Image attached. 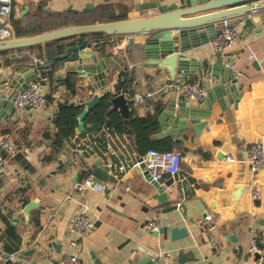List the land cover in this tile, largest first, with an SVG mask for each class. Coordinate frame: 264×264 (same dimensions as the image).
I'll return each mask as SVG.
<instances>
[{
  "label": "crops",
  "instance_id": "1",
  "mask_svg": "<svg viewBox=\"0 0 264 264\" xmlns=\"http://www.w3.org/2000/svg\"><path fill=\"white\" fill-rule=\"evenodd\" d=\"M12 1L18 12L12 19L18 23L20 31L25 32L39 26L48 14L66 13L80 21L75 25H87L125 20L159 1L169 4L174 0ZM86 4L92 7L82 12ZM100 6H106L108 11H99ZM257 14H264V9ZM234 29L237 36L220 53L227 56L225 60L235 74L241 98L223 108L214 99L206 126L199 135L190 129L181 135L158 136L161 127L157 116L173 87L167 86L171 82L167 70L149 68L144 61L143 37H135L131 45H127L123 37L88 38L103 42L98 55L106 57L109 63L106 87L113 94H124L131 99L130 117L154 116L159 128L153 137L169 138L174 151L179 153L180 166L187 180L183 183L173 181V187L167 188L164 186L167 177L161 185L168 194L176 191L178 196L171 194L169 200H174L178 206L185 204V211L178 207L174 213H157L163 207L157 206L153 198L156 194L153 185L139 169L132 167L141 156L128 136L112 137L105 131L110 144L101 156L79 147L90 145L93 149L99 135L95 131L84 138L75 137L65 142L57 152L53 150L52 119L58 103L67 101L69 105L79 106L93 94L101 93L92 92L89 83L75 75L76 92L70 95L62 85L64 77L57 79L58 67H53L45 88L46 95L50 96L46 106L35 112L14 109L11 117L0 121V137L11 136L18 147L15 155H19L17 159L15 155L6 158L0 175V264L4 255L27 249H35L29 257L34 264H54L67 250L69 221L81 210H86L94 225L98 223L91 232L78 239L79 257L84 264H96L91 254L98 264H130V249L135 244L145 247L163 244V250L156 254L169 255L171 264L178 263L179 253L194 258L184 264H255L253 254L248 251L249 240L253 237L257 238L259 255L264 262V167L252 178L244 158L248 146L256 143L264 146V66L260 70L252 67L254 61L264 59V28L247 36L241 25ZM46 44L0 53V67L13 62L25 64L32 57L48 61ZM184 56L195 62H213L215 59L208 44L193 48ZM124 76L132 81L127 93L122 92ZM185 82L198 81L191 77ZM3 113L7 114L8 110L3 109ZM44 133L51 139L43 138ZM84 152L90 153L88 157ZM222 154L230 156L233 162H226ZM98 160L109 179L94 173L100 184L83 192L75 191V184L87 170H93V164ZM108 163L114 167L109 168ZM120 165L124 172L117 170ZM238 185L245 186V190L233 202V188ZM251 186L258 190L256 199L250 197ZM29 202L36 206L25 215L22 211ZM183 215H186L185 220L181 219ZM172 216L179 220V228H186L187 237L174 243L164 237L157 241L144 229L149 221H156L160 226L161 220ZM190 220L194 221L191 223ZM231 235L235 241L228 239ZM159 264L166 263L162 260Z\"/></svg>",
  "mask_w": 264,
  "mask_h": 264
},
{
  "label": "water",
  "instance_id": "2",
  "mask_svg": "<svg viewBox=\"0 0 264 264\" xmlns=\"http://www.w3.org/2000/svg\"><path fill=\"white\" fill-rule=\"evenodd\" d=\"M160 2L138 10L125 20L68 26L22 38L17 37L12 29L11 39L0 42V52L30 48L71 38L72 40L63 53L56 57L57 79L60 80L67 73L75 74L89 83L92 92L101 91L79 105L82 111L77 117V132L81 133L85 131L86 117L102 99L110 97L111 110L119 113L125 125L129 122L132 106L129 97L124 94H113L106 87V74L110 72L109 63L106 57L98 55L103 42L89 40V36L102 34L109 38L123 37L127 45H131L135 37H143L142 57L148 63L149 68L167 70L169 81H171L167 83V86H171L176 79L184 82L187 78L193 77L207 91V98L204 101H178L177 90L173 87L167 99L163 101L157 116L161 127L158 136L181 135L190 129L195 135H199L206 126L212 101L216 99L221 108L227 104H235L241 98L240 87L237 85L235 74L227 65V60H225L227 56L217 52L213 62L208 60L195 62L184 54L193 48L208 44L225 23L233 28L241 25V30L246 36L259 33L262 27L264 28V14L260 15L257 12L264 9V6L259 5L258 0H174L169 4H160ZM91 7V4H86L82 12H87ZM73 12L77 13L75 10ZM260 22L263 23L262 26H259ZM262 66H264V59L252 63V67L256 70H260ZM35 80L37 76L28 62L25 64L13 62L6 67H0V121L13 115L14 108L10 103L12 93L15 90H24L30 82ZM3 109L8 110V113H3ZM222 155L223 158L226 157ZM18 156L17 154L14 158L17 159ZM138 160H140L139 157ZM101 166V161L94 162L93 173L109 179L108 172ZM143 174L155 189L156 194L153 198L157 206L163 207L157 211L158 214L174 213L178 207L186 210L185 204L178 206L174 200H169L171 194L178 196L176 191L168 194L161 183L152 181L146 172ZM95 183L100 184L101 181L95 178ZM164 186L172 188L173 179L169 178ZM244 190L245 186H235L232 201H237ZM35 206V203L29 202L24 207L23 214L28 215ZM198 207L202 210L199 204ZM181 219L185 220L186 215H183ZM193 221L190 220L191 223ZM178 222L175 216L165 218L161 220L156 232L148 231L147 234L157 241L164 237L165 240L168 239L170 243H174L188 236L185 227L177 226ZM228 237L231 241H235L234 236ZM25 245L28 247L29 243ZM163 248V244H149L147 247L135 244L130 249L129 263L159 264L162 258L156 254V251H161ZM34 252L35 249H27L12 255L6 254L1 264H34L29 258ZM248 256L249 254L245 256V261ZM91 258L98 264L93 254ZM252 258L256 262L260 255L254 253ZM193 260V256L190 255L179 253L177 256L180 264Z\"/></svg>",
  "mask_w": 264,
  "mask_h": 264
},
{
  "label": "built area",
  "instance_id": "3",
  "mask_svg": "<svg viewBox=\"0 0 264 264\" xmlns=\"http://www.w3.org/2000/svg\"><path fill=\"white\" fill-rule=\"evenodd\" d=\"M258 4L264 6V0H258ZM17 13L12 0H0V42L11 39V19ZM236 36V30L225 23L208 42V46L214 53L222 52ZM28 63L37 76V80L30 82L22 91L15 90L10 96V103L15 110L35 112L47 104L45 88L51 79L52 65L50 62L38 57H32ZM171 86L176 88L177 97L181 101H203L207 94L206 89L199 82H181L179 79H176ZM106 136L109 137L108 134ZM91 150L90 145L84 149V151ZM17 151L18 147L11 139V136L4 135L0 137V175L4 171L6 158L14 156ZM80 152H83V150ZM244 158L251 177H256L258 172L264 167V146L260 143L248 146L244 150ZM180 161V155L175 151L160 152L149 149L140 157V160L133 162L132 167L139 169L142 173L146 172L151 180L157 183H162L167 177L172 178L174 182L183 183L187 180V177L180 166ZM225 161L233 162V159L230 156H226ZM107 166L109 168L114 167L111 163H108ZM117 170L120 173L124 172V167L120 165ZM94 187H96L95 174L93 171L87 170L81 180L75 184L74 189L77 192H83ZM126 189L128 190V188ZM250 197L253 199L258 197V190L252 186ZM206 219L209 220L210 217L207 216ZM93 228L94 222L86 210L75 213L68 225L70 237L67 241V250L54 264H84L79 257L78 239L91 232ZM158 228L159 225L156 221H149L144 225V229L149 232H156ZM248 251L251 254H259L257 238L253 237L249 240ZM161 258L166 264H171L169 255H163ZM255 264H264V262L260 257Z\"/></svg>",
  "mask_w": 264,
  "mask_h": 264
},
{
  "label": "trees",
  "instance_id": "4",
  "mask_svg": "<svg viewBox=\"0 0 264 264\" xmlns=\"http://www.w3.org/2000/svg\"><path fill=\"white\" fill-rule=\"evenodd\" d=\"M99 11H108V8L106 6H100ZM12 20L15 33L19 37L80 23L79 20L69 17L66 13L48 14L46 19L38 23L39 26L24 32L20 31L18 23L14 21V19ZM93 36L103 35L97 34ZM71 40V38H68L46 44L45 54L48 62L52 65V69L57 66L56 57L63 53L65 47H67ZM75 82V74L71 73H67L62 81V85L70 95H74L76 92ZM131 82L132 81L128 76H124L122 92L127 93L129 91L131 88ZM49 99L50 96H47V102ZM81 111V107L69 105L67 101L58 103L57 110L52 119L54 128L52 148L55 152L59 151L65 142H70L71 139L75 137L84 138L92 134L93 131L97 132L99 135L95 140L96 143L92 149L93 151L90 153L95 152L98 156H101L102 153L106 152L107 145L108 143L110 144V141L105 137V131H107L112 137L128 136L133 139L134 148L140 156H143L149 149H154L160 152L174 151V145L169 138L160 137L159 139H156L153 137L159 128L154 116L149 115L144 118L131 116L128 124L125 125L120 115L116 111L111 110L110 97H106L100 101L99 105L86 117L85 131L77 133V117ZM43 138L51 139L46 133H44ZM79 147L80 149L85 148L84 145H79ZM90 153L84 152V156L88 157Z\"/></svg>",
  "mask_w": 264,
  "mask_h": 264
}]
</instances>
